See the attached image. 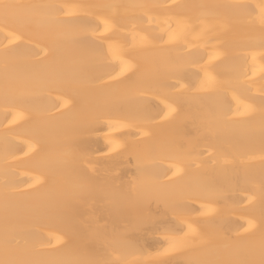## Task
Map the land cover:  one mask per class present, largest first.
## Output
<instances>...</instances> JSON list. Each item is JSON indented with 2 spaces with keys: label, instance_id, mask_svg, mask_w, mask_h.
<instances>
[{
  "label": "bare ground",
  "instance_id": "bare-ground-1",
  "mask_svg": "<svg viewBox=\"0 0 264 264\" xmlns=\"http://www.w3.org/2000/svg\"><path fill=\"white\" fill-rule=\"evenodd\" d=\"M0 3L67 6L0 19V259L259 262L264 0ZM188 224L254 253L158 255Z\"/></svg>",
  "mask_w": 264,
  "mask_h": 264
},
{
  "label": "snow or ice",
  "instance_id": "snow-or-ice-1",
  "mask_svg": "<svg viewBox=\"0 0 264 264\" xmlns=\"http://www.w3.org/2000/svg\"><path fill=\"white\" fill-rule=\"evenodd\" d=\"M67 6H54V5H20V4H10V3H0V19L7 25L9 22H15L17 24H28L31 23L32 17L38 14L41 9L47 8H58L60 11ZM260 8V17L262 22H264V3L258 5ZM5 72L9 70V58L8 52H5V62H4ZM8 82L6 80V89ZM83 192L80 193L82 198ZM261 195L264 198V186L261 188ZM130 204L132 207L137 209V224H143L144 214L143 210L139 205L138 199L136 197L130 198ZM188 231L181 229L182 235L173 234L171 236H166L168 240V247L162 252L158 253L160 256H168L169 254H189V253H201L206 250L215 248L218 251L224 253H242L246 255H251L254 253V247L247 245L241 247L240 245L224 241L220 244H215L213 240L205 235H200L196 233L195 229L192 228L190 224L186 225ZM250 227H254L250 223ZM262 237L260 244V255L261 259L259 262L254 259H235V260H213V259H190L187 264H264V224L261 225ZM114 240L121 239L120 234H114ZM3 252L4 259H0V264H117L107 259H83L76 261H58V260H40V259H21L17 258L21 255L30 254L32 256L39 255L38 252L33 250L22 249L19 243L14 239L9 238L7 235L3 241ZM159 264H170L167 260H161Z\"/></svg>",
  "mask_w": 264,
  "mask_h": 264
}]
</instances>
